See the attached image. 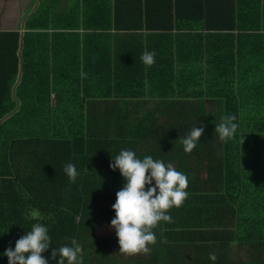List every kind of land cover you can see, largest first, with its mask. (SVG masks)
Wrapping results in <instances>:
<instances>
[{
	"label": "trees",
	"instance_id": "obj_1",
	"mask_svg": "<svg viewBox=\"0 0 264 264\" xmlns=\"http://www.w3.org/2000/svg\"><path fill=\"white\" fill-rule=\"evenodd\" d=\"M79 2L54 15L83 14L95 31L94 50L124 53L86 78L85 97L78 91L71 102L79 117L60 112L69 105L64 92H57L53 116L44 117V86L35 84L31 102L6 119L15 108L3 110L0 264H8L3 253L35 223L52 239L42 253L48 264H58L52 249L71 246L72 238L82 246L83 264H264V0ZM97 32L116 33L113 44H101ZM78 49L87 50V40ZM153 50L155 64L147 67L140 57ZM28 51L22 92L25 80L49 79L40 71L41 50ZM224 115L238 124L227 142L215 133ZM194 126L205 130L188 154L179 138ZM51 130L63 133L49 138L44 156ZM122 149L170 163L189 178L188 198L170 210L172 223L155 229L148 254H122L116 233H96L99 218H115L116 192L126 183L109 166ZM69 162L80 173L74 183L63 170Z\"/></svg>",
	"mask_w": 264,
	"mask_h": 264
},
{
	"label": "crops",
	"instance_id": "obj_2",
	"mask_svg": "<svg viewBox=\"0 0 264 264\" xmlns=\"http://www.w3.org/2000/svg\"><path fill=\"white\" fill-rule=\"evenodd\" d=\"M78 4H81L79 0H0V119L3 110L15 108L14 112L5 115L4 119H6L17 113L22 102L32 101L31 88L34 84L44 86V117L53 116L57 92L66 93L69 98V105L60 107V112L65 109H70V112L64 111L62 115L79 117L82 114L81 109L73 108L74 105L71 102H73L72 99L79 98V96L76 97L78 91L83 93L81 97H85L84 87L91 81V79H82L81 71L87 73L89 78L97 65L109 64L108 60L116 57L122 59L120 54L124 52L120 50H94V43L97 41L93 40L94 43H92L90 35L95 31L87 29L83 14L54 15L55 11H70ZM44 5L51 6L46 10L49 13L44 14ZM75 20H78L81 25L78 30L71 27V22ZM107 33L97 32L96 34L100 35L98 41L104 42L101 44L111 46L114 41L112 36L114 37L116 33ZM86 40L87 50H79V46L84 48ZM118 41L123 42L121 38H118ZM23 50H41L40 71L44 76L47 74L49 79L45 78L44 83L41 82V84H38L36 80H25L23 87L25 90L22 92L24 73H28V69L22 67ZM27 54L24 53L26 56ZM123 62L127 63L126 60ZM77 101L74 104H77ZM191 101L188 99V104H185L187 110L192 106L189 105ZM84 102H86L85 98ZM90 112L89 110V114ZM3 120H0V134ZM60 133H63V130L56 134ZM54 135L52 130L48 134L44 133V156L47 154V142L52 140Z\"/></svg>",
	"mask_w": 264,
	"mask_h": 264
},
{
	"label": "clouds",
	"instance_id": "obj_3",
	"mask_svg": "<svg viewBox=\"0 0 264 264\" xmlns=\"http://www.w3.org/2000/svg\"><path fill=\"white\" fill-rule=\"evenodd\" d=\"M156 55L154 50L145 51L140 58L145 66L151 67L155 64ZM80 76L86 79L87 73L81 71ZM236 119L235 115L221 116V122L215 125V133L221 141L227 142L235 137L238 129ZM204 130V127L194 126L186 136L179 138L185 153L193 152ZM109 166L113 171L119 169L126 181L116 192V202L112 205L115 218L110 223V227L115 229L119 252L129 256L148 254L151 250L149 246L157 243L155 229L161 222L172 223L170 210L180 208L188 198L189 178L170 163L165 164L150 155L140 159L129 149H122L112 157ZM63 170L73 183L80 175L70 162L64 165ZM48 231L41 223L33 224L29 232L16 240L14 249L9 247L3 253L8 258V264H48L42 256L52 242ZM161 242L167 243L166 238H162ZM51 257L53 260L58 258V264H65V261L67 264H83V249L72 238L71 246L52 249ZM209 258L212 261L217 259L214 253H210Z\"/></svg>",
	"mask_w": 264,
	"mask_h": 264
},
{
	"label": "rangeland",
	"instance_id": "obj_4",
	"mask_svg": "<svg viewBox=\"0 0 264 264\" xmlns=\"http://www.w3.org/2000/svg\"><path fill=\"white\" fill-rule=\"evenodd\" d=\"M111 219L101 217L98 220V224L96 227V233L99 235H107V236H113L115 235V229L110 227ZM242 259H245L244 255L242 256Z\"/></svg>",
	"mask_w": 264,
	"mask_h": 264
}]
</instances>
